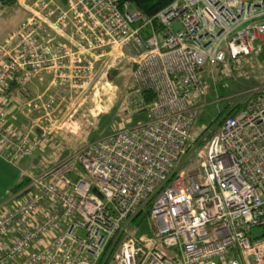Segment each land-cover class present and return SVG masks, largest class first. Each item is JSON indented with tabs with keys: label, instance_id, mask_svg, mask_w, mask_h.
<instances>
[{
	"label": "built area",
	"instance_id": "obj_1",
	"mask_svg": "<svg viewBox=\"0 0 264 264\" xmlns=\"http://www.w3.org/2000/svg\"><path fill=\"white\" fill-rule=\"evenodd\" d=\"M17 4L27 17L0 40V158L16 163L38 150L10 111L58 141L60 93L83 89L95 63L97 76L125 49L135 66L133 94L150 91L155 99L145 122L72 156L67 148L55 153L42 175L27 176L0 215V264H177L157 242L179 264H264V84L204 134L203 181L178 170L206 94L200 70L234 64L264 42V0H170L150 18L121 0ZM33 79L45 81L42 93L9 98ZM75 162L87 179L69 180ZM145 211L152 246L130 228ZM254 230L262 236L253 238Z\"/></svg>",
	"mask_w": 264,
	"mask_h": 264
},
{
	"label": "rangeland",
	"instance_id": "obj_2",
	"mask_svg": "<svg viewBox=\"0 0 264 264\" xmlns=\"http://www.w3.org/2000/svg\"><path fill=\"white\" fill-rule=\"evenodd\" d=\"M26 17L27 13L18 6L17 1L13 6L1 10L0 40L16 29ZM173 26H177V24ZM254 47L255 50L250 56L240 58L234 64L226 63L215 67L204 66L201 69V80L206 94L199 102L201 109L193 130V141L195 139L200 141L196 145H192L193 141L191 142L190 151L181 159L179 171L185 170L187 174L194 173L200 181H203L201 173L198 174L199 153L205 147L210 136L204 135V132L207 134L210 131V134H213L219 122L226 115L234 113L236 105L244 104L247 99L244 98L246 94L264 84V42L258 41ZM122 52L123 56L111 61L104 72L98 73L97 76L98 66H94L93 73L95 75H92L88 85H84L83 89H74V99L67 100L73 110L60 115L63 126L58 135L59 140L53 141L49 136L48 142L51 144L48 146L50 153L48 159L52 158L55 153L63 156L62 151L66 148L68 149L66 155L72 156L82 146L101 136L136 126L146 120L145 112H139L133 116L130 109L129 102L131 96L134 95L135 87L131 77L133 62L130 60L131 56L126 53L127 49ZM93 86L95 87L93 88ZM221 87L225 91L220 92ZM64 104L67 103L64 101ZM137 107L141 109L138 105ZM224 110L226 112L216 120L217 113L219 115ZM20 122L24 123L22 119ZM33 158L24 159L23 162H20L25 164V160H33ZM74 160L77 161V158L74 157ZM67 177L71 181H75L79 177L84 178V175L80 171L79 165L76 164L74 170ZM12 205L10 202V205L7 204L3 211L11 209ZM130 228L134 230L133 235L144 244L147 246L154 244L152 228L147 217L137 225L132 222ZM251 235L253 238H259L262 236V232L254 230ZM156 249L163 252L167 257L174 258L179 264V259L173 250L165 249L159 242L156 243ZM238 262L242 264L240 259Z\"/></svg>",
	"mask_w": 264,
	"mask_h": 264
},
{
	"label": "crops",
	"instance_id": "obj_3",
	"mask_svg": "<svg viewBox=\"0 0 264 264\" xmlns=\"http://www.w3.org/2000/svg\"><path fill=\"white\" fill-rule=\"evenodd\" d=\"M18 6L21 7L20 5ZM45 89H46L45 81L38 82L36 79H33L32 81H30V84L26 92L19 94V92L14 89L10 94L9 98L15 103H17L32 99L36 97L38 94L42 93ZM60 94L63 100L60 101V106L57 109V115L59 118L60 115H64L65 112L73 110L72 106L68 104L67 100L71 101L72 99H74V90H69V91L65 90L62 91ZM137 98H138L137 95H133L131 96L129 102L133 116H136L141 110L138 109L137 107V102H136ZM64 101L67 103L66 105L64 104ZM9 117L11 119V123L14 126H16L17 129H19L22 132L30 133L33 137L36 138V140L38 141V147H37L38 150L32 156L34 157L33 160H25L26 161L25 164H22L23 161L20 163L18 162L10 163L4 160L3 158H0V215L4 212L3 208H5L7 204L10 205L11 202L10 199L16 193V192L15 193L12 192L14 188H16L19 184H21L24 181V179L27 178L28 175L32 174L34 176L37 175L39 176L45 172L47 168L46 163L48 161L47 157L49 154L48 146L50 145V142H47L49 139L44 137L41 131H37V129L33 130L29 128V124L27 120L23 116L18 114L15 110L9 112ZM21 119L24 121V123L20 122ZM80 171L83 173L84 179H87L85 173L82 170ZM6 210H10V209H6Z\"/></svg>",
	"mask_w": 264,
	"mask_h": 264
},
{
	"label": "trees",
	"instance_id": "obj_4",
	"mask_svg": "<svg viewBox=\"0 0 264 264\" xmlns=\"http://www.w3.org/2000/svg\"><path fill=\"white\" fill-rule=\"evenodd\" d=\"M16 1L17 0H0V3L2 5V10L13 6L16 3ZM121 1L129 3L130 7L132 9L137 10L142 15H144L148 18L155 16L158 12H160L162 9L167 7L170 3V0H121ZM218 66H220V65H218ZM134 67L135 66L133 65V68ZM132 71H133V69H132ZM200 72H201V70H200ZM223 91H225V89L223 87H221L220 92H223ZM154 99H155V96H154V94H152V92L141 91L140 95L136 99V102L138 103L139 106H141V104H142L145 107L148 104H150L151 102H153ZM243 105L244 104L236 105L234 108V112H236L237 110L242 108ZM225 112L226 111L224 110L222 113H219V115L217 113L216 120H218ZM204 134H205V132H204ZM199 141H200L199 139H195L193 141L192 145L198 144ZM80 170H82V169H80ZM28 182H29V179L25 178L24 181L21 184H19L16 188H14V190L12 192L15 193V192L23 189L28 184ZM149 208H150V203L146 206V209H149ZM146 217H147V211L140 212L134 219L135 224L136 225L139 224L140 221L145 220Z\"/></svg>",
	"mask_w": 264,
	"mask_h": 264
},
{
	"label": "bare ground",
	"instance_id": "obj_5",
	"mask_svg": "<svg viewBox=\"0 0 264 264\" xmlns=\"http://www.w3.org/2000/svg\"><path fill=\"white\" fill-rule=\"evenodd\" d=\"M94 66H98V67H99V66H100V62L95 63ZM151 103H152V102H151ZM151 103H150V104H151ZM150 104H148V105L145 106V107L141 104V106H140V107H141V110H140L139 112H145V113H146V116H147V107H148ZM137 105H138V103H137ZM138 106H139V105H138ZM143 107H144V108H143ZM144 122H145V121H144ZM49 154H50V153H49ZM52 158H53V159H56L57 156H55V155L53 154V155H52Z\"/></svg>",
	"mask_w": 264,
	"mask_h": 264
},
{
	"label": "water",
	"instance_id": "obj_6",
	"mask_svg": "<svg viewBox=\"0 0 264 264\" xmlns=\"http://www.w3.org/2000/svg\"><path fill=\"white\" fill-rule=\"evenodd\" d=\"M93 192H94L95 194L99 195V194L97 193V191H96V190H93Z\"/></svg>",
	"mask_w": 264,
	"mask_h": 264
}]
</instances>
